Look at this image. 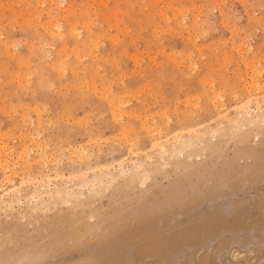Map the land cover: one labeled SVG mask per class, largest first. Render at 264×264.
<instances>
[{
  "label": "rangeland",
  "instance_id": "374dc122",
  "mask_svg": "<svg viewBox=\"0 0 264 264\" xmlns=\"http://www.w3.org/2000/svg\"><path fill=\"white\" fill-rule=\"evenodd\" d=\"M64 1L0 0V264H264V0Z\"/></svg>",
  "mask_w": 264,
  "mask_h": 264
},
{
  "label": "bare ground",
  "instance_id": "6f19581e",
  "mask_svg": "<svg viewBox=\"0 0 264 264\" xmlns=\"http://www.w3.org/2000/svg\"><path fill=\"white\" fill-rule=\"evenodd\" d=\"M65 3V1L64 0H59V4H58V8H59V10H61L60 8H62L61 7V5H63ZM55 5V4H54ZM67 9V8H66ZM62 10H63V8H62ZM53 11V10H52ZM50 12V15L52 16V13L53 12ZM60 20H61V16H60V18H59ZM64 18L62 17V20H63ZM51 25V24H50ZM52 25H54V24H52ZM52 25H51V27H50V29L52 28H57V31H60L61 32V26L59 25V24H55L53 27H52ZM47 28V27H46ZM45 28V30H49V28L48 29H46ZM70 29H68L69 30V34H70V36H75L76 37V32L78 33V29L76 28V27H74L73 28V26H70L69 27ZM53 31V30H52ZM51 31H49V33H50ZM52 35L53 34H55V33H51ZM50 34V35H51ZM61 35V34H60ZM73 36V37H74ZM77 36H79V35H77ZM72 37V38H73ZM5 46V45H4ZM246 83H248V82H246ZM250 84V83H249ZM247 85V84H246ZM246 89H247V96H245L244 97V99H242L237 105H235L236 106V109H237V112H238V117L236 116V120L234 121L235 123V126L237 125L239 128H240V130L241 129H243L244 130V128L246 127V126H253V128L254 127H256L257 125H258V123H260V122H263L264 121V116H262L261 114V106H262V102H263V100H264V91H262V89H261V87L259 86V83L256 81L255 82V84H251V85H248V86H246ZM105 92V91H104ZM235 96V95H234ZM115 99H116V97H115ZM113 100V99H112ZM111 100V101H112ZM119 100V99H118ZM114 101V100H113ZM216 101V100H215ZM116 102V101H115ZM218 103H219V101H218ZM112 104V103H111ZM120 105H121V103H120ZM217 105V104H216ZM118 106H119V102H118ZM216 107V106H215ZM235 110V109H234ZM219 113V112H218ZM114 114V113H113ZM255 114V115H254ZM262 116V117H261ZM114 117V116H113ZM217 117H219V119H221V120H224V119H226L228 116H227V114L225 113H220V114H218L217 115ZM190 117H188L187 119H189ZM241 118H242V120H241ZM186 119V120H187ZM233 119V118H232ZM244 119V120H243ZM215 120V119H214ZM260 120H262V121H260ZM23 121H25V119L23 120ZM188 121V120H187ZM218 122V121H217ZM162 123H164V122H162ZM229 123H231V122H229ZM264 123V122H263ZM159 124H161V123H159ZM158 124V125H159ZM217 124V123H216ZM201 125V124H200ZM206 125V124H205ZM219 125V124H218ZM261 125V124H260ZM167 126V125H166ZM188 126V125H187ZM159 127V126H158ZM157 127V128H158ZM165 127V126H164ZM214 129H215V125H213L212 126ZM143 128V127H142ZM149 128V127H148ZM155 128V127H154ZM184 128V127H183ZM201 128V127H200ZM209 128V127H208ZM208 128H206L205 129V127L204 128H202L201 130H199V128L197 129H194L193 127L192 128H189V129H187V130H180V131H178V132H180V134L181 135H183V134H188V136H187V138H188V141H189V138L190 137H192L193 139H195V137H197V139L198 140H202V137H206V136H209V129ZM252 128V127H251ZM165 128H161V126H160V129H158V130H156V129H152V130H147L148 132V134L147 135H149V139H150V142H149V146H148V148L145 150V151H143V150H136V151H133V148L131 147V146H129L128 148H129V153L128 154H130V155H132V156H134V157H136V158H138V157H147V158H149V156H147V154L148 153H152V152H159V157L161 158V159H163V161L164 160H166L167 158H169V157H172V155H173V153H175V151L174 152H172V151H169V149H167L168 147V145L171 143V140H172V138H173V134L171 135L170 134V136L168 135V136H164L163 135V130H164ZM232 129V128H231ZM233 130H235V127H234V129ZM247 130V129H246ZM213 131V130H212ZM156 132V133H155ZM177 132V133H178ZM217 132H219V130H214V132H213V134L215 133V134H217ZM234 132V131H233ZM175 133V132H174ZM232 133V132H231ZM240 133V132H239ZM212 135V134H211ZM177 136H180V135H177ZM177 136H175L176 138H177ZM190 136V137H189ZM210 137V136H209ZM257 137V136H256ZM207 138V137H206ZM210 138H212V137H210ZM245 138V137H244ZM175 139V138H174ZM183 140V139H182ZM197 140V141H198ZM188 141H186V142H184V143H182V145L181 146H183V148H190L191 146L192 147H194L193 146V144L191 143V142H188ZM207 141H210L209 139H207ZM176 142V141H175ZM194 142V141H193ZM199 142V141H198ZM132 143V142H131ZM133 143H135V142H133ZM176 143H178V142H176ZM210 143V142H209ZM138 144V143H137ZM197 144V143H196ZM200 144H202V143H200ZM176 145H179V143L178 144H176ZM179 145V146H180ZM209 145V144H208ZM214 145V144H213ZM172 147H173V145H172ZM212 147H214V146H212ZM211 147V148H212ZM142 148V147H141ZM180 148H182V147H180ZM215 148H216V146H215ZM136 149H139V148H136ZM178 149V148H177ZM214 149V148H213ZM23 150V149H22ZM170 150H171V148H170ZM175 150V149H174ZM197 150V149H196ZM203 150H207V149H203ZM5 152V153H4ZM183 152V151H182ZM195 152H197V151H195ZM199 152V151H198ZM197 152V153H198ZM1 153H3V155L1 154ZM10 153H11V151H10V149H6V148H4L2 145L0 146V160L1 161H4V163H6L7 162V155H10ZM23 153V152H22ZM170 153V154H169ZM184 153V152H183ZM13 154V153H12ZM180 154V153H179ZM179 154H175L174 155V157L175 156H178L179 157ZM184 154H186V153H184ZM199 154V153H198ZM197 154V155H198ZM194 155V154H193ZM200 155V154H199ZM3 156H5V158H1V157H3ZM18 156V155H17ZM23 157V156H22ZM21 157V158H22ZM159 157H157V158H159ZM26 158V157H25ZM150 158H151V155H150ZM133 159V158H132ZM144 159V158H143ZM171 159H173V158H171ZM183 159V158H182ZM121 160V159H120ZM123 160V159H122ZM121 160V161H122ZM124 160H125V158H124ZM131 160V159H130ZM139 160V159H138ZM145 160V159H144ZM151 160V159H150ZM185 160V159H184ZM119 161V160H118ZM118 161H116V162H118ZM149 161V160H148ZM158 161V160H157ZM176 161V160H175ZM123 162V161H122ZM128 162V161H127ZM182 162V161H181ZM3 163V162H2ZM1 163V164H2ZM9 161L5 164V165H3L4 166V169H5V172H4V176H5V178L6 177H8V176H10L9 175V173H8V168H9ZM124 163V162H123ZM148 163V162H147ZM1 164H0V166H1ZM116 164V163H115ZM119 164V163H118ZM124 164H126V163H124ZM129 164V163H128ZM138 164V163H137ZM144 164V163H143ZM150 164H152V163H150ZM117 165V164H116ZM127 165V164H126ZM135 165V164H134ZM155 165V164H154ZM2 166V167H3ZM166 166H167V164H166ZM111 167V166H110ZM128 166H126V168H127ZM137 167V166H136ZM149 167H150V165H149ZM109 168V167H108ZM112 168V167H111ZM116 168V167H115ZM120 169H122V166L121 167H119ZM123 168H124V166H123ZM132 168H134V167H132ZM131 168V169H132ZM140 168H143L142 166H141V164L139 165V167H137V168H135L137 171H138V169H140ZM148 168V167H147ZM105 169V168H104ZM97 170V169H96ZM141 170V169H140ZM10 171V170H9ZM93 171V170H92ZM102 171H103V168H102ZM129 171H130V168H129ZM132 171L133 170H131L129 173H132ZM144 170H142V172H143ZM136 172V171H135ZM105 173V172H104ZM134 173V172H133ZM138 173V172H137ZM75 174V173H74ZM107 174V173H106ZM105 174V175H106ZM121 175V177H124V176H127L128 175V171H126V170H123V171H121V173H120ZM145 174V172L143 173V175ZM83 175V174H82ZM102 175H103V173H102ZM109 175V174H108ZM117 175V174H116ZM116 175H115V177H116ZM136 175V174H135ZM142 175V176H143ZM131 176V175H130ZM149 176H150V174H149ZM13 177V176H12ZM49 177V176H48ZM59 177V176H58ZM64 177H66V176H64ZM74 178H71V181H72V179L73 180H75V179H78V177H83V176H81V173H77V174H75L74 176H73ZM95 177V176H94ZM114 177V176H113ZM138 177H140V174H139V176ZM138 177H135L134 179L132 178L131 179V181L133 180V181H135V180H138L137 178ZM53 178H55L54 176H53ZM61 178V177H60ZM95 178H97V177H95ZM103 178V177H102ZM106 178H107V176H106ZM109 178V177H108ZM128 178V177H127ZM141 178V177H140ZM139 178V179H140ZM145 178V177H144ZM147 178H148V176H147ZM8 179V178H7ZM98 179V178H97ZM100 179H101V177H100ZM99 179V180H100ZM112 179V178H111ZM28 180H30V179H28ZM35 180V179H34ZM46 180H47V178H46ZM69 180V179H68ZM85 180V179H84ZM91 180V179H90ZM98 180V181H99ZM114 180V178L111 180V181H113ZM33 181V180H32ZM43 181H45V180H43ZM48 181L49 182H51L52 181V175H51V177H49L48 178ZM70 181V180H69ZM101 181H102V179H101ZM105 181V180H104ZM108 181V180H107ZM107 181H105L103 184H105ZM115 181V180H114ZM147 181V180H146ZM7 182H11V181H8L7 180ZM25 182V179L24 178H22V182H20V183H24ZM27 182V181H26ZM30 182H31V180H30ZM40 182V181H39ZM76 182H78V181H76ZM84 182H86V181H84ZM66 183V182H65ZM93 183V182H92ZM102 183V182H101ZM112 183H114V182H112ZM41 184V183H40ZM44 184V183H43ZM45 184H46V182H45ZM85 184V183H84ZM21 185H23V184H21ZM67 185V184H66ZM71 185H72V183H71ZM75 185V184H74ZM88 184L86 183L85 184V186H87ZM90 185V184H89ZM95 185V184H94ZM112 185V184H111ZM42 186V185H41ZM68 186V185H67ZM70 186V185H69ZM85 186L83 185V188H85ZM44 187V186H43ZM45 187H47V185L45 186ZM64 187V186H63ZM78 187V186H77ZM20 188V187H19ZM42 188V187H41ZM48 188V187H47ZM75 188V187H74ZM73 188V189H74ZM43 189V188H42ZM82 189V188H81ZM13 190V189H12ZM75 190H76V188H75ZM78 190V189H77ZM39 191H40V189H39ZM49 191V190H48ZM59 190H57V192H58ZM68 191V190H67ZM72 191H74V190H72ZM83 191V190H82ZM36 192V191H35ZM38 192V191H37ZM41 192V191H40ZM46 192V191H45ZM51 192V191H50ZM56 192V191H55ZM59 193H60V191H59ZM71 193V192H70ZM33 194V193H32ZM63 194V193H62ZM7 195V194H6ZM37 195V194H36ZM40 195V194H39ZM45 195V194H44ZM51 195V194H50ZM57 195V194H56ZM59 195V194H58ZM64 195V194H63ZM67 196L68 195H70L68 192H67V194H66ZM1 196H2V194H1ZM0 196V197H1ZM33 196V195H32ZM55 196V195H54ZM60 196V195H59ZM65 196V195H64ZM81 196V195H80ZM42 197V194H41V196H38V198H41ZM72 197H74V196H70V199H72ZM77 197V196H76ZM34 198V197H33ZM32 198V199H33ZM61 198V197H60ZM62 199V198H61ZM80 199V198H79ZM63 200V199H62ZM65 200V199H64ZM69 200V199H68ZM1 201V200H0ZM81 201V200H80ZM70 202V201H69ZM5 203V202H4ZM4 203H3V205H4ZM9 204V203H8ZM20 204V203H19ZM2 205V204H1ZM8 207V206H7ZM10 207V206H9ZM92 217H94V216H92ZM187 229V231L189 230V228H186ZM177 240H179V239H177ZM161 246H163V245H161ZM120 255L119 254H117V255H115L114 256V263L116 264H123L120 260V258H118ZM102 263V262H101ZM112 264V263H111Z\"/></svg>",
  "mask_w": 264,
  "mask_h": 264
}]
</instances>
